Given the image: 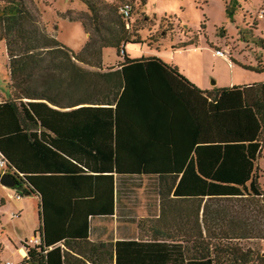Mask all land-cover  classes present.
Returning <instances> with one entry per match:
<instances>
[{"label":"trees","instance_id":"trees-1","mask_svg":"<svg viewBox=\"0 0 264 264\" xmlns=\"http://www.w3.org/2000/svg\"><path fill=\"white\" fill-rule=\"evenodd\" d=\"M81 1L89 38L75 52L0 0V153L13 188L38 197L39 243L20 264H264L243 244L264 239V81L202 90L159 56L131 57L141 40L118 7ZM105 47L123 59L105 66Z\"/></svg>","mask_w":264,"mask_h":264},{"label":"rangeland","instance_id":"rangeland-1","mask_svg":"<svg viewBox=\"0 0 264 264\" xmlns=\"http://www.w3.org/2000/svg\"><path fill=\"white\" fill-rule=\"evenodd\" d=\"M39 19L46 30L75 52H79L89 38L85 25L88 9L81 0H21ZM130 1L134 5L130 32L139 43H128L125 50L133 58L156 55L169 62L176 61L190 73L202 76L208 86L225 87L232 81L240 85L245 81L260 80L263 73L249 70L239 65L238 60L253 62L250 48L239 40L238 24L256 28L264 37V15L258 14L264 0H99L105 4L120 7ZM107 8H103V12ZM259 22L255 25L256 19ZM199 39V47L179 48L180 42ZM210 41H219L228 47L237 59L235 62L227 54L228 60L212 54L214 46ZM262 48V46L260 47ZM260 51L264 52L262 49ZM258 50V51H259ZM247 58H245V57ZM123 59L113 47L103 48V64L115 66ZM7 51L4 41H0V100L9 96ZM264 66V64H263ZM262 169L261 182L264 188V147L258 160ZM2 169L0 168V175ZM0 183V244L7 243L14 248L20 245V238H39L38 198L23 195ZM142 199L140 204H144ZM122 233L130 230L122 225ZM120 230V231H121ZM246 246L259 248L264 252V239L243 241ZM6 260L21 263V258L9 249L0 251V264Z\"/></svg>","mask_w":264,"mask_h":264},{"label":"crops","instance_id":"crops-1","mask_svg":"<svg viewBox=\"0 0 264 264\" xmlns=\"http://www.w3.org/2000/svg\"><path fill=\"white\" fill-rule=\"evenodd\" d=\"M264 6V5H263ZM264 10V7L261 8L260 12ZM260 12L258 14V18L262 17L260 16ZM264 15V14H263ZM256 19L255 21V25L259 22V19ZM238 24V30H239V34H241V36H239V40L241 43H245L248 45V47L250 48V53L253 54L252 55V58H253V62L251 61V59L249 60L248 63H244L242 61H239L238 60V64L239 65H246V66H252V67H257L258 64L260 63L261 66H258L259 68H264L263 64H264V52L260 51L259 48L261 47L258 43H256V38L259 37V38H262L264 40V37L262 36V34H257L256 33V28H252V29H248L247 25L245 24H242V23H237ZM192 40V39H191ZM183 42V41H182ZM211 44V46H214L215 48L213 50H215L216 48H220L222 50H224L231 58L232 60L235 62V60H237L234 56H233V53L230 51L229 47L230 45H226L223 46V43L222 41L219 42V41H210L209 42ZM189 46H194V48H198L199 47V39L196 37L195 39V43L189 45ZM188 47V46H187ZM185 47V48H187ZM264 51V47L260 48ZM259 50V51H258ZM212 54L215 55L214 51H212ZM215 56H218V55H215ZM160 57V56H159ZM219 57H223V56H219ZM245 57V56H244ZM162 58V57H161ZM224 58V57H223ZM246 58V57H245ZM163 59V58H162ZM247 59V58H246ZM164 60V59H163ZM224 60H227L224 58ZM166 61L167 63H170V64H173L175 66L178 67V69L190 80L192 81L193 83H195L198 87H200L202 90H206V91H211L213 90L214 88H216L217 86H208L205 84L204 82V79L201 78L202 76L200 75H197V74H192L190 73L189 71H187V69L185 68V66L181 65L180 63H177L176 61H173V62H169L167 60H164ZM119 63V62H118ZM117 63V64H118ZM241 65V66H242ZM245 68V67H244ZM250 70V69H249ZM252 70V69H251ZM255 71V70H254ZM258 73H263L264 74V70L263 71H256ZM260 81H264V77L261 78L260 80H250V81H245L241 84H248V83H253V82H260ZM233 85H236V83H234V81H232L228 86H233ZM227 87V86H225ZM4 98H2L1 100H3ZM0 100V101H1ZM38 198V197H37ZM96 227H102V226H105V224H103L101 221L100 222H97V224H94ZM109 226V231L110 229H112V224H109L107 225ZM113 228H114V239L113 240H116L118 239V235H117V226H116V221L113 223ZM107 231V233L109 232ZM106 232V231H105ZM107 235V234H106ZM106 235H99V234H92L91 235V240H96L99 238V240H108L109 238L106 236ZM34 237H36L34 235ZM33 237V238H34ZM27 239H23V238H20L19 240V243L20 245H14V248H12L11 245L9 244H5L4 243H1L0 244V251L3 250V249H9V251L11 250V252L13 254H17L20 256L21 260L23 261L24 257L26 256V249L23 245V243L26 241ZM7 261V260H6ZM21 261V262H22ZM16 262V261H15ZM20 264V263H19Z\"/></svg>","mask_w":264,"mask_h":264},{"label":"built area","instance_id":"built-area-1","mask_svg":"<svg viewBox=\"0 0 264 264\" xmlns=\"http://www.w3.org/2000/svg\"><path fill=\"white\" fill-rule=\"evenodd\" d=\"M134 5L132 2L127 1L124 2L120 7H119V12L125 17V18H132V13H133ZM264 10L260 12V16H263ZM215 55L218 56H223L225 59L228 60L227 53L220 49L216 48L214 50ZM6 167V160L4 156L0 153V168L2 169V173H4V169ZM1 173V174H2ZM17 198L22 197L20 193H17L16 195ZM39 243V238L34 237L32 240L28 241V244H38ZM4 264H19L18 262H12L10 260H7Z\"/></svg>","mask_w":264,"mask_h":264},{"label":"water","instance_id":"water-1","mask_svg":"<svg viewBox=\"0 0 264 264\" xmlns=\"http://www.w3.org/2000/svg\"><path fill=\"white\" fill-rule=\"evenodd\" d=\"M0 183L5 186L13 187L15 185V179L10 173L4 172L0 175Z\"/></svg>","mask_w":264,"mask_h":264}]
</instances>
